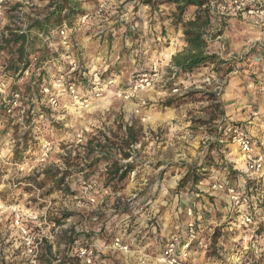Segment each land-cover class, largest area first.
Masks as SVG:
<instances>
[{
  "label": "clouds",
  "instance_id": "9594fccd",
  "mask_svg": "<svg viewBox=\"0 0 264 264\" xmlns=\"http://www.w3.org/2000/svg\"><path fill=\"white\" fill-rule=\"evenodd\" d=\"M0 264H264V0H0Z\"/></svg>",
  "mask_w": 264,
  "mask_h": 264
}]
</instances>
